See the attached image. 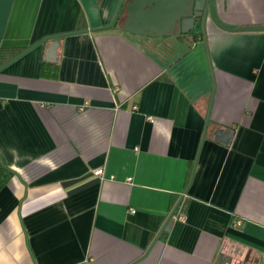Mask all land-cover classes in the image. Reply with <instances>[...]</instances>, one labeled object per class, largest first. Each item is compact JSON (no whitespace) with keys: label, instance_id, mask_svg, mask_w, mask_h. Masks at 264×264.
Masks as SVG:
<instances>
[{"label":"crops","instance_id":"obj_1","mask_svg":"<svg viewBox=\"0 0 264 264\" xmlns=\"http://www.w3.org/2000/svg\"><path fill=\"white\" fill-rule=\"evenodd\" d=\"M120 1L0 0V264H264V31Z\"/></svg>","mask_w":264,"mask_h":264},{"label":"water","instance_id":"obj_2","mask_svg":"<svg viewBox=\"0 0 264 264\" xmlns=\"http://www.w3.org/2000/svg\"><path fill=\"white\" fill-rule=\"evenodd\" d=\"M125 0L120 1V5L118 8V11L116 13V16L114 18V21L117 19L119 11L121 10V6L123 5ZM173 18H175V26L177 33H183L187 34L191 32L194 29V26L197 21H199V27L202 34L205 35L206 32V23L210 19L218 28L228 31V32H241V31H264V24L262 25H243V26H237V27H230L227 25H224L222 22L219 21L215 14V8H214V1L213 0H183L182 10L178 11L174 15L171 16L170 22L173 23ZM113 21V22H114ZM85 31V30H83ZM56 38L59 37V35L54 36H48L47 38ZM40 40L39 42L32 44L31 46L25 48L23 51L19 52L12 58H10L8 61H6L4 64L0 66V70H2L4 67L24 55L26 52L34 48L36 45L43 42L45 39ZM58 45V42H54L50 44V48L48 50V53L53 54L54 50L56 49V46ZM174 208L171 210V212L168 215L167 221L169 222L172 220V214H173Z\"/></svg>","mask_w":264,"mask_h":264},{"label":"trees","instance_id":"obj_3","mask_svg":"<svg viewBox=\"0 0 264 264\" xmlns=\"http://www.w3.org/2000/svg\"><path fill=\"white\" fill-rule=\"evenodd\" d=\"M22 49H11V50H5L1 49L0 50V65L3 64L8 57L13 56L14 54L18 53ZM7 54V55H6ZM10 177V172L7 171L4 167L0 165V186L4 184Z\"/></svg>","mask_w":264,"mask_h":264},{"label":"built area","instance_id":"obj_4","mask_svg":"<svg viewBox=\"0 0 264 264\" xmlns=\"http://www.w3.org/2000/svg\"><path fill=\"white\" fill-rule=\"evenodd\" d=\"M148 120L152 121L153 118L151 116H149L148 117ZM93 173L95 175H102L103 174V170L101 168H95L93 170ZM172 218L173 219H176V220H180L182 222H184L186 220V213L184 212V209H183V205L182 204L176 206V208L173 211Z\"/></svg>","mask_w":264,"mask_h":264}]
</instances>
